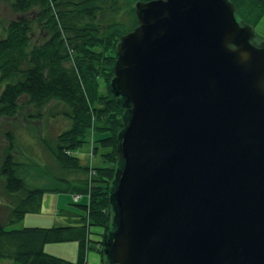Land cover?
<instances>
[{"label":"water","instance_id":"95a60500","mask_svg":"<svg viewBox=\"0 0 264 264\" xmlns=\"http://www.w3.org/2000/svg\"><path fill=\"white\" fill-rule=\"evenodd\" d=\"M115 45L112 264H264V41L229 0H145Z\"/></svg>","mask_w":264,"mask_h":264},{"label":"trees","instance_id":"16d2710c","mask_svg":"<svg viewBox=\"0 0 264 264\" xmlns=\"http://www.w3.org/2000/svg\"><path fill=\"white\" fill-rule=\"evenodd\" d=\"M7 1L15 16L0 36V118L24 112L28 118H39L53 102L62 106L60 113L69 126L53 138L40 139L54 170L29 165L48 182L46 187L29 186L21 176L28 167L22 168L16 160L14 140L8 133L0 157V259L11 264H85L86 251L93 248L103 264H112L107 244L115 227L111 196L115 145L123 119L129 115L124 97L115 95L112 86L115 45L136 25L134 4L139 0ZM229 2L236 18L250 26L264 11V0ZM86 129L96 134L95 149H101L104 162L90 172L74 155ZM45 191L80 194L82 200L58 210L66 219L64 225L10 228L25 214L39 211ZM59 241L78 243L75 262L44 251L46 242Z\"/></svg>","mask_w":264,"mask_h":264},{"label":"rangeland","instance_id":"374dc122","mask_svg":"<svg viewBox=\"0 0 264 264\" xmlns=\"http://www.w3.org/2000/svg\"><path fill=\"white\" fill-rule=\"evenodd\" d=\"M141 1V0H139ZM264 10V9H263ZM14 13L11 11L7 0H0V36L3 35V29L7 22L14 18ZM252 31L255 34V41H264V11L261 17L256 20L252 25ZM33 39L37 41L39 39L38 31H34ZM3 83L0 81V89ZM47 112L41 117L28 118L24 113H19L12 118H0V157L3 148L8 143V133L11 134L14 140V154L16 160L22 165V175L26 183L29 186L46 187L48 182L45 181L39 171L31 170V165L38 164L43 166L46 170H54V164L50 156L41 145L40 139L53 138L61 130L69 126V120L60 112L63 108L60 104L53 105V102L49 104ZM50 111V112H49ZM96 134L91 129H86L84 142L74 151V155L78 158L79 163L86 165L88 172L92 171L94 166L102 165L104 162L100 156V148L95 149ZM40 167L41 170H45ZM34 169V168H32ZM42 172V171H40ZM87 195V194H86ZM81 197V198H79ZM59 198V205L54 206V200ZM76 198V199H74ZM79 202L82 200L80 194H67L54 191H45L42 195L41 207L36 213L25 214L24 217L11 224L10 228H20L25 226V221H30L32 224H47L45 226H52V221H60L61 224L65 222L57 215L56 208L68 209L71 203ZM3 200L0 199V204ZM73 208V207H72ZM70 209V208H69ZM76 210V209H75ZM93 231L100 232L99 227H93ZM93 238H99V236L93 235ZM51 250L47 252L57 257H61L65 260L75 262L77 260L78 243L76 241H59V242H46L45 246ZM45 251V250H44ZM46 252V251H45ZM0 264H11L9 259H0ZM85 264H103L100 253L89 248L85 254Z\"/></svg>","mask_w":264,"mask_h":264},{"label":"crops","instance_id":"0c3cea01","mask_svg":"<svg viewBox=\"0 0 264 264\" xmlns=\"http://www.w3.org/2000/svg\"><path fill=\"white\" fill-rule=\"evenodd\" d=\"M57 206V205H59V198L55 201L54 200V206ZM60 208H56V212H57V215L59 216V217H61L62 218V221L64 222V220H65V222L63 223V224H61V222L60 221H57V220H55V221H52V226H61V225H64V224H66V219L63 217V216H61L60 214H59V212H58V210H59ZM26 216V215H25ZM24 225H26V226H40V227H47V226H45V225H47V224H32V222H30V221H25L24 220V223H23ZM43 249L46 251V252H51V250H49L47 247H46V245L45 246H43Z\"/></svg>","mask_w":264,"mask_h":264},{"label":"built area","instance_id":"2783aa9c","mask_svg":"<svg viewBox=\"0 0 264 264\" xmlns=\"http://www.w3.org/2000/svg\"><path fill=\"white\" fill-rule=\"evenodd\" d=\"M74 199H76V198H74Z\"/></svg>","mask_w":264,"mask_h":264}]
</instances>
